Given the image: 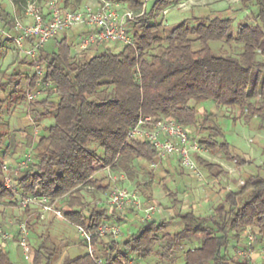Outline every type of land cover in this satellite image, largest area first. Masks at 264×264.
<instances>
[{"label":"trees","instance_id":"obj_1","mask_svg":"<svg viewBox=\"0 0 264 264\" xmlns=\"http://www.w3.org/2000/svg\"><path fill=\"white\" fill-rule=\"evenodd\" d=\"M27 1L11 0L17 12H22ZM88 1L63 3L77 10ZM119 1L136 13L144 11L127 25L134 47L116 50V44L102 42L79 56L69 36L54 38L55 50H41L42 76L12 73L3 84L9 89L0 97V216L7 215L1 206L17 203L19 194H36L57 200L66 218L89 231H96L102 223L122 220L128 211L117 217L110 207L88 202L85 187L110 192V181L97 174L107 166L130 178L140 169L155 178L148 165L158 160L156 148L149 142L128 139L130 129L145 116L172 117L191 132L200 128L207 133L198 138L203 147L222 152L231 164L247 163L225 140L216 113L201 111L198 105L213 100L228 111L241 112L247 123L263 126L264 0H241L245 7L254 6V21L236 26L232 17L222 15L195 17L194 23L184 19L172 25L158 19L164 10L190 0ZM0 24L9 33H16L13 12L1 1ZM215 42L235 46L237 52H218ZM28 65L32 68L33 63ZM37 90L43 92L41 98L29 101L28 92ZM24 103L37 121L52 122L39 129L37 140L32 131L23 143L7 127L4 112L12 113ZM33 125L35 129L37 123ZM22 145L31 150L32 160L20 169L12 189L6 186L3 165L8 151ZM197 161L211 179L228 174L219 163L201 156ZM164 189L175 196L167 184ZM25 212L31 216L29 208ZM36 218L41 219L39 215ZM31 220H26L29 228ZM178 220L182 227L172 231L170 225ZM247 226L258 229L257 239L264 247V176L259 174H249L236 189L225 190L211 215H197L191 210L162 220L142 221L136 231L121 240L94 235L93 244L102 245L96 255L106 264H130L133 256L145 260L154 255L174 262L184 243L193 244L182 255L184 264H264L263 259L257 262L229 253L231 247H241L236 244L243 240ZM12 241H18L17 231ZM61 255L62 248L51 233L39 236L34 264H56ZM0 264L17 263L7 249L1 248ZM62 264L97 263L87 251L64 256Z\"/></svg>","mask_w":264,"mask_h":264},{"label":"rangeland","instance_id":"obj_2","mask_svg":"<svg viewBox=\"0 0 264 264\" xmlns=\"http://www.w3.org/2000/svg\"><path fill=\"white\" fill-rule=\"evenodd\" d=\"M0 1L6 6L7 9L11 11L12 7L10 0ZM112 1H114L116 4H120V7L122 8H127L126 4L119 0ZM252 8H254L253 5H251L250 8L245 7L241 0H190L187 1V4L183 7L176 6L169 9L167 13L161 12L158 15V19L162 20L164 24L172 25L184 19H191V22L194 23L193 18L195 17H213L215 15H222L232 17L236 26L242 22L254 21ZM1 27L2 25L0 24V33H2L0 36V97L2 98L9 89L6 88L5 90L6 86L3 84L8 80L10 74L18 72H28L32 74L33 69L28 65L30 61L21 53H17L15 51L13 39L8 37L1 30ZM70 34L72 35H68L67 33L60 34L55 39L65 35L69 36L70 42L73 45V51L77 55L80 56L84 53H88L87 51L81 52L80 50L79 33L72 32ZM55 39L48 41L44 48L49 51L55 50ZM213 46L218 52L222 50H226L230 53L237 52V48H235V46H230L225 42H215L213 43ZM116 50L119 49L116 48ZM42 95L43 92H40L36 98H41ZM198 106L201 111L206 110L208 112L216 113L218 122L223 129L225 140L232 145L233 152L242 156L247 161V163L243 165L237 164L240 167H236V170L222 175L216 182H212L213 179L210 178L207 171L200 165L199 162V166L202 170V177L183 169L181 166L177 167L175 171L169 165L171 172H167V167L163 165V162H160L155 168H151L150 164L148 165V170L155 173L156 178L153 177L154 179L152 178V175L147 174L142 169H140L134 178H130L127 175V181H123L120 178L121 184H124L130 188L136 187L140 191L142 200L146 204H153L157 207L156 212L153 215L154 218L158 215V218L160 219L163 216L169 218L171 213L177 215L181 212L185 213L191 210L198 215L206 216L209 212L213 213L215 206L222 200L225 190L230 191L236 189L239 184L244 183L245 177L249 174H259L264 176V120L262 121V127L258 126V123H247L242 117L241 112L228 111L223 107H219L213 100L204 101ZM28 110V103H24L12 113L4 112V120L7 122V127L9 130H11L18 142L20 141L24 143V141H26V136L32 133V131V137L34 140L38 139V134L36 135L34 133L33 121L35 124L37 123V126L40 129L44 128L46 124H50L52 122L51 119L37 121L36 118L28 113ZM192 134L193 136H196V139H198L207 133H202L200 128H198L196 130L192 129ZM26 151L27 150H25L23 145L17 147L15 150H9L5 160L6 163L15 164L22 156H24ZM222 154V152H211L208 150L209 157L205 159L214 163H218L220 162L219 158ZM169 160L173 159L169 158ZM121 172L123 171H118V173ZM98 176H104L108 181H110L105 171L99 173ZM158 176L165 177L168 188L174 192L175 196L167 195L169 191H166V194L165 189L157 178ZM175 177H178V179ZM85 194L88 202L94 203L104 199L109 194V192H101L96 190L93 192H85ZM4 207L6 209L7 215H2L1 217L13 219L16 222L25 221L28 218L32 219L30 225L31 235L29 242L33 250L34 246L39 243V236L41 234H52L54 241L62 248V255L56 264H62L63 257L66 255L76 256L88 251L87 243L74 224L68 223L66 220L54 217L52 215H50L48 218L37 220V211L35 209L29 208L30 214H34H32L33 216H28L26 215L27 212H25L26 209L20 208L17 203L1 206V208ZM119 216L121 215L118 213V217ZM136 217L135 219L129 221L127 218L125 221L123 219L118 220V222L117 220L112 222H116L121 227L122 233L118 239L121 240L128 233L134 232L138 229L142 221L139 219V217ZM127 223L129 226H126ZM170 227L172 231H175L182 227V223L178 220L172 223ZM105 239L109 241L110 236H107ZM243 241L244 238L241 240V242L233 244L240 246L242 245ZM3 243L1 242L0 246ZM6 243H13L16 245V243L13 241ZM192 245L193 244L191 243H184L182 247L176 252V260L174 262L162 261L158 256L155 255L145 260L138 259L137 257L133 256V260L136 264H184L182 255L184 251ZM16 246L17 249L10 248L13 261L17 264H34V260L27 261L24 258L22 249L18 246V244ZM94 247L96 250L102 248V245L98 243ZM259 247H262V245L260 244ZM259 247L253 256V260L257 262H263L264 259L261 261L262 256ZM238 249V247H231L229 250L230 255L237 256Z\"/></svg>","mask_w":264,"mask_h":264},{"label":"built area","instance_id":"obj_3","mask_svg":"<svg viewBox=\"0 0 264 264\" xmlns=\"http://www.w3.org/2000/svg\"><path fill=\"white\" fill-rule=\"evenodd\" d=\"M186 4L187 2H183L178 6L183 7ZM168 10L163 12L167 13ZM22 14L23 16L14 8L13 18L16 33L11 34L3 28L1 30L13 39L15 51L21 53L33 63V73L42 76L45 68L41 62V50L51 39L65 32L80 28L82 30L79 35L81 51L94 48L102 42L116 44L120 48L124 46L134 47L135 42L132 35L128 32L127 25L130 21H137V18L143 15L144 11L136 13L131 9L120 7V4H116L112 0H90L77 10L66 7L63 0H45L43 2L28 0L26 4L22 5ZM42 84L41 80L37 82L39 87ZM40 92V90L29 91L28 100H34ZM33 123L35 122L33 121ZM39 129V127H35L34 133L36 135L39 133ZM128 139L149 142L156 148L158 160L150 163L151 168L157 167L158 163L169 157H174L177 158L183 169L202 177V170L197 157L207 158L208 150L200 144L198 139L192 137V132L188 127H185L176 119L172 117H141L128 132ZM31 160L32 152L28 150L22 159L14 165L4 163V180L7 187L13 189L15 177L18 176L20 169ZM103 171L109 177L111 190L104 199L97 202L98 204L110 207L117 214L131 211L141 221L154 220L153 215L157 207L153 204H146L136 187L130 188L120 183V178L123 181L128 180L124 172L118 173L112 166H107L97 174ZM85 189L88 192H93L95 187L88 185ZM17 204L22 209H35L41 219L52 215L74 224L87 243L90 256L97 264L106 263L96 255L93 236L98 235L101 238L112 236L118 240L122 233L120 225L116 222L102 223L96 231H89L85 226L75 224L65 217L63 210L57 206V200L52 201L48 196L19 194ZM15 231L18 233L17 244L22 249L24 258L27 261H33L34 250L29 242L31 231L27 221L16 222L13 219H6L0 216V243L12 241ZM257 233L258 229L253 226L245 228L244 241L237 252L240 258H253L260 245ZM259 248L262 259H264V247ZM130 264H136L133 258Z\"/></svg>","mask_w":264,"mask_h":264},{"label":"crops","instance_id":"obj_4","mask_svg":"<svg viewBox=\"0 0 264 264\" xmlns=\"http://www.w3.org/2000/svg\"><path fill=\"white\" fill-rule=\"evenodd\" d=\"M10 2H11V0H10ZM11 7H12V9H11V11L9 10V9H7L9 12H14V5H13V3L11 2ZM19 14H21L22 16H23V14H22V12H18ZM1 28H3V29H5L6 30V28H4L3 26L1 27ZM79 33V35H80V33L82 32V30L80 29V28H77V29H74V30H72V31H69V32H65V33H67L68 35H72V34H70V33ZM64 34V33H63ZM2 35V33H0V36ZM117 48L118 49H120V46L119 45H117ZM208 154V153H207ZM208 157H209V155H208ZM169 158L170 159H173V160H169ZM169 158H167L166 160H168V161H166V160H164L163 161V165L164 166H166L167 167V172H171L170 170V168H169V165H170V167H172L173 168V170H175L176 171V169H177V167H179L180 166V164H179V162H178V160H177V158H174V157H169ZM220 162H218L219 164H221L224 168H226L227 169V171L230 173V171H232V170H236V167H240L239 165H237V164H231V163H229V162H227L226 160H224V154H222V155H220ZM216 163V162H215ZM178 165V166H177ZM156 178V177H155ZM158 179H159V181H160V183L162 184V186H163V188H164V185L165 184H167V182L165 181V177H160V176H158L157 177ZM175 178H177L178 179V177H175ZM219 178L220 177H218V178H214L213 180H212V182H216V181H218L219 180ZM172 191V190H171ZM165 192H166V190H165ZM173 192V191H172ZM174 193V192H173ZM166 194H167V192H166ZM167 195H169V194H167ZM32 214H34V213H31L30 215L31 216H33ZM212 213L211 212H209L207 215H211ZM173 214L171 213V216H172ZM198 215V214H197ZM206 215V216H207ZM136 217V215H135V213H133V212H130V211H128L127 212V215H125V217H123L122 218V220L124 219V221L125 220H127V218H128V221L129 220H133V219H135V217ZM159 216V215H158ZM158 216H156L155 218H154V220H162V218L163 219H166L167 217L166 216H163V217H161V219L160 218H158ZM170 216V217H171ZM203 216V215H202ZM166 217V218H165ZM48 218V217H47ZM137 218V217H136ZM133 224V223H132ZM131 224V225H132ZM126 226H129V224L127 223L126 224ZM32 234H33V232H32ZM14 242V241H13ZM16 243V245H17V242H15ZM15 244H13V243H10V244H8V243H3V244H1V246H0V249L1 248H5V249H7L9 252H10V248L11 249H17V246H16ZM10 255H11V253H10Z\"/></svg>","mask_w":264,"mask_h":264}]
</instances>
